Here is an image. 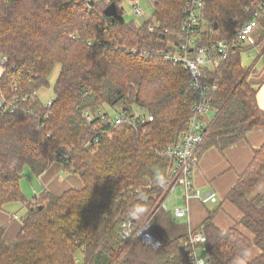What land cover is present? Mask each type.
<instances>
[{
    "label": "trees",
    "instance_id": "trees-1",
    "mask_svg": "<svg viewBox=\"0 0 264 264\" xmlns=\"http://www.w3.org/2000/svg\"><path fill=\"white\" fill-rule=\"evenodd\" d=\"M261 1L204 0L198 44L226 40L231 48L214 70L205 69L216 90L197 163L212 148L223 152L250 133L264 134V110L250 83L253 67L242 59L261 45L264 53V17L255 45L235 37ZM187 2L155 0L152 18L138 25L106 14L119 0H0V94L36 98L21 103L15 113L0 112V209L9 203L27 208L11 244L0 226V264H192L184 246L190 233L182 229L165 240L154 221L177 182V177L170 180L175 162L166 150L189 129L196 93L183 66L158 53L142 54L168 51L169 42H181ZM57 65L62 69L48 108L37 94L50 86ZM105 107L131 120L138 108L153 121L114 128L97 116L102 112L107 120L114 118ZM85 111L93 114L92 123ZM61 152L67 154L64 169L78 176L83 187L28 200L21 189L24 169L39 177ZM262 182L264 145L226 196L253 237L237 226L218 228L210 213L198 229L206 239L209 264H233L253 247L260 255L244 264H264V188L249 198ZM148 223L159 248L139 237ZM125 224H131L127 238Z\"/></svg>",
    "mask_w": 264,
    "mask_h": 264
},
{
    "label": "built area",
    "instance_id": "built-area-1",
    "mask_svg": "<svg viewBox=\"0 0 264 264\" xmlns=\"http://www.w3.org/2000/svg\"><path fill=\"white\" fill-rule=\"evenodd\" d=\"M108 0H106L107 2ZM204 7V0H188L184 10V22L181 26V42L177 45L169 42L168 51L144 50L142 54L148 58L149 56L158 53L164 58L166 62L174 65H181L186 71L191 74V86L196 93V98L192 107V116L189 121V129L184 134L180 143L176 146H170L166 150V155L175 162L174 169L170 175V180L177 177V182L173 186L182 185L186 191V200L189 201L191 197L196 198L202 203L209 201H216V194L207 192L202 194L199 190L193 192L191 175L192 170L197 163L196 152L203 141V130L206 123L211 118V94L216 90V86L211 84L210 80H206L205 69L219 64L225 59L230 51L231 44L229 41L221 40L218 42H209L199 45L196 36L200 24V15ZM133 12L137 17L142 15V10L138 5L133 7ZM264 17V0L255 4V8L250 15V18L244 25H242L235 37L238 43L246 46L256 44L255 32L260 26V19ZM153 31L154 27H150ZM5 62V59L3 60ZM2 61V63H3ZM14 91H17L15 87ZM35 97L27 96H13L7 98L5 95H0V112L15 113L21 103L34 102ZM53 101L46 103L50 108ZM105 124L111 127H118L128 122L134 128L145 127L149 122L153 121V117L146 115H137L131 120L127 115L120 114L111 120L99 112L97 114ZM84 118L88 123L94 121V116L89 111L84 112ZM98 140L95 141V144ZM58 157V162L66 164L67 154L64 152ZM173 190V189H172ZM189 214V208L184 207L175 210L177 218H186ZM152 224L148 223L146 227L139 233V237L149 246L159 248L161 243L151 233ZM131 224L123 225L124 238L130 237ZM206 239L200 233H190L184 246L186 252L191 257L192 264H206L208 257L198 258L197 247L205 246Z\"/></svg>",
    "mask_w": 264,
    "mask_h": 264
},
{
    "label": "crops",
    "instance_id": "crops-1",
    "mask_svg": "<svg viewBox=\"0 0 264 264\" xmlns=\"http://www.w3.org/2000/svg\"><path fill=\"white\" fill-rule=\"evenodd\" d=\"M134 5H136L135 2ZM130 14L134 16L133 8ZM141 18H143V21H141L140 24L147 22L145 14H143ZM261 31V28L256 30L254 36L255 40L259 38ZM258 48L253 50L257 55L260 54ZM253 52H250L251 59H249L248 64H245V66L253 67L250 83L253 87L257 88V101L260 108L264 110V53L255 58L252 55ZM2 75L3 69L0 66V78ZM263 145L264 134L262 132H256L250 133L246 139L223 152L216 148H212L205 152L195 169H193L191 175L192 189L193 192L199 190L202 194L207 192L215 193L216 201L202 203L194 197H191L189 201H187L184 186L177 185L170 192L164 203L163 208L165 213L163 218H171L172 212H174L175 215L176 209L184 208L187 205L189 208L188 216L186 218H178L185 220L184 222L186 224H184L185 227L183 226V230L189 233H198V229L209 214L214 213L213 221L218 228L227 231L237 226L245 235L251 237L250 232L243 227V214L236 206L226 200V196L250 165L254 158L255 151L260 149ZM29 173L27 174L29 180L24 182L21 180L22 192L28 200L43 198L48 193L62 195L70 189H81L83 187L80 178L68 173L64 169V165L59 162L51 164L39 177L35 176L31 171ZM32 195L35 196L29 198V196ZM19 211H24V216L27 214V208L24 204L9 203L3 209H0V226L5 228L4 239L8 244L14 242L22 230L24 217H20ZM204 254H207L206 245L198 246V258H204ZM259 255L260 250L253 247L247 252L244 259H237L233 264L250 262Z\"/></svg>",
    "mask_w": 264,
    "mask_h": 264
},
{
    "label": "rangeland",
    "instance_id": "rangeland-1",
    "mask_svg": "<svg viewBox=\"0 0 264 264\" xmlns=\"http://www.w3.org/2000/svg\"><path fill=\"white\" fill-rule=\"evenodd\" d=\"M121 1V3H120ZM108 3L110 2V0L107 1ZM134 2L136 3V5L139 4L141 10H142V15L145 14V17L147 18V21L150 20L153 16L154 13V5H155V0H119V5L116 8V13L115 15L118 16H123L125 18V20L127 22H131L134 21L136 24L141 25V21H143V18H141V16L137 17V15L134 13V16L131 15V11L134 5ZM138 3V4H137ZM135 6V5H134ZM260 28V26H259ZM257 42V39H256ZM258 52H260L259 55L262 54V45L259 46L258 48ZM249 52H253V51H249ZM253 57L256 58L257 55L256 52H253ZM243 63L244 64H248L249 59H251V55L250 53H245L243 55ZM211 70L215 69V66H211L210 67ZM61 65H57L50 77L49 80V84L50 86L48 88L42 89L38 92V97L39 99H41L42 102H44L45 104L48 103L49 101H53L55 99V93H54V87L56 85V82L58 80V77L60 75L61 72ZM3 95V94H0ZM4 96V95H3ZM104 112H107L111 115V117H115L117 116V112L115 110H113L110 107H105L103 109ZM137 115H143L145 114L143 111L138 110V108H136L135 110ZM209 121V120H208ZM63 164V163H62ZM196 167V166H195ZM195 169V168H194ZM30 172V169L28 167H26L24 169V175L22 178V182L29 180V178H27V174ZM30 174V173H29ZM30 176V175H29ZM180 186V185H179ZM31 187V186H30ZM32 188V187H31ZM264 188V182H262L250 195L249 198L254 197L257 193H259L262 189ZM35 195L29 196V198L34 197ZM167 203V202H166ZM20 204V203H18ZM168 208L170 209V207L168 206ZM162 210L161 212L164 215V209H160ZM172 211V210H171ZM160 212V213H161ZM20 217H24V211L23 212H18ZM158 214V217H156L155 221H154V225H155V230L156 232L165 240H170L172 238L177 237L181 230L185 227L184 224H186L184 221V219H178L176 218V216L174 215V212H172V216L171 218H163L162 214ZM182 225H181V224ZM184 226V227H183ZM244 227V226H243ZM245 228V227H244ZM250 236H252V234L250 233ZM207 256V254H204V258ZM77 259L78 261L81 263L83 260V253L82 251H78L77 253ZM209 264V263H206Z\"/></svg>",
    "mask_w": 264,
    "mask_h": 264
},
{
    "label": "water",
    "instance_id": "water-1",
    "mask_svg": "<svg viewBox=\"0 0 264 264\" xmlns=\"http://www.w3.org/2000/svg\"><path fill=\"white\" fill-rule=\"evenodd\" d=\"M116 13V7L115 5H110L107 10H106V14L107 15H115Z\"/></svg>",
    "mask_w": 264,
    "mask_h": 264
}]
</instances>
